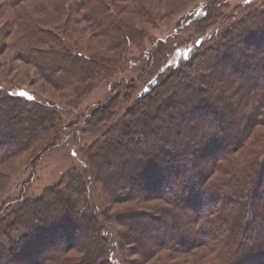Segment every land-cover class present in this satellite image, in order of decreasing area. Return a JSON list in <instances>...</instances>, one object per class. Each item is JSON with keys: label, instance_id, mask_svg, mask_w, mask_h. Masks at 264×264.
Returning a JSON list of instances; mask_svg holds the SVG:
<instances>
[{"label": "trees", "instance_id": "16d2710c", "mask_svg": "<svg viewBox=\"0 0 264 264\" xmlns=\"http://www.w3.org/2000/svg\"><path fill=\"white\" fill-rule=\"evenodd\" d=\"M121 1L44 0V17L27 23L26 17L19 19L27 40L22 59L72 101L92 96L117 69L128 42L140 38L139 30L117 15ZM205 15L202 23L213 25ZM246 20L245 32H228L219 37L221 48L183 61L87 150L93 176L113 198L153 197L167 203L155 216L119 217L128 229L120 234L122 240L134 244L145 262L163 250L196 254L203 248L212 264H264V150L246 152L244 165L230 163L231 154L247 149L249 134L264 126V11H253ZM79 33L117 57L82 55L74 41ZM246 69L250 72H241ZM1 93L0 159L39 143L46 152L51 140L57 141L52 135L59 131L58 111L25 103L21 95L4 100ZM9 100L24 107H11ZM119 105L118 96L95 109L88 124L111 122ZM253 142L264 144L260 135ZM60 186L25 201L11 220L0 221L9 241L13 232L25 233L11 248L0 244V264H112L106 259L111 248L101 235L104 228L98 216L87 213L92 206L83 174L69 170ZM65 228L72 231L67 235ZM77 246L84 247L82 256L68 255Z\"/></svg>", "mask_w": 264, "mask_h": 264}, {"label": "rangeland", "instance_id": "374dc122", "mask_svg": "<svg viewBox=\"0 0 264 264\" xmlns=\"http://www.w3.org/2000/svg\"><path fill=\"white\" fill-rule=\"evenodd\" d=\"M75 1L67 0L70 4H74ZM42 2L44 3V0H30L18 4L10 0H0V91L4 100L21 95L25 103L30 101L42 103L50 111H58L61 116L57 123V131H59L52 135L57 141L51 140L50 148L46 152L44 145L39 143L10 159H0V221L11 220L14 210L25 201H35L62 189L60 183L64 176L69 170L76 168L83 174L89 187L87 198L92 209L87 213L98 216L99 223L104 228L101 235L110 241L111 249L106 259L112 264H212L207 250L203 248L196 254L163 250L150 261L145 262L141 255L136 253L134 244L122 240L120 234L128 229L119 217L130 213L155 216L168 207L167 203L153 197L125 201L113 198L93 176L87 150L97 139L102 138L110 127L121 124L125 113L133 104L157 82L169 76L170 72L182 67L183 61L190 57L195 59L210 48L217 46L221 48L218 43L219 37L228 32L236 35L245 32L242 28H246L244 18L247 16L248 20V16L253 11H264V0H123L119 2L120 9H116L117 15L127 24L133 25L137 31L139 30L140 38L128 42L127 48L121 55L123 57L117 59V69L109 79H105L96 87L92 96L88 95L80 102L72 101L70 94L57 91L45 82L34 67L21 57V51L27 40L22 32L23 21L21 23L19 19L26 17L24 19L27 23L44 17L47 12L40 8L43 6ZM50 5L49 7L54 6V4ZM206 12L208 20L214 22L211 26L207 25L209 21L202 23ZM262 30L264 35V29ZM83 34L79 33L76 35L77 38H74L82 55L113 58L115 53L108 51L106 46L94 42L87 33ZM234 45L242 46L243 53L249 52L248 46L237 42ZM223 46L222 50L225 49ZM241 59L243 63L246 61L244 58ZM228 68L233 69L234 66L228 65ZM241 72L249 73L250 70ZM118 96L120 105L115 110L111 122L100 126L88 124L95 109L107 105ZM7 102L11 107L14 105L24 107L20 102L15 103L10 100ZM140 119L146 121L143 116ZM259 135L263 141L264 126H257L249 134L246 150L230 155L232 165L247 163L249 157L246 152L254 151L253 149L264 150V144L261 148L260 144L253 142ZM65 187L64 185V191ZM64 230L67 235L72 231L70 228ZM12 234L13 242L0 231V244L11 248L25 233L20 231ZM55 242L57 241H52ZM83 249L82 246L73 247L68 251V255L79 258Z\"/></svg>", "mask_w": 264, "mask_h": 264}]
</instances>
